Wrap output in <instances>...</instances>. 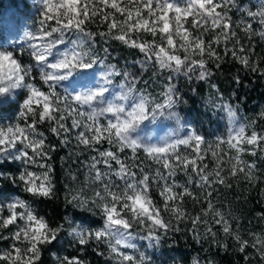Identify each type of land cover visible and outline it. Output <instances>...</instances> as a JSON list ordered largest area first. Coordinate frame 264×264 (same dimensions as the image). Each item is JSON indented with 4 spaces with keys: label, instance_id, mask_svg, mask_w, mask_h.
Wrapping results in <instances>:
<instances>
[{
    "label": "snow or ice",
    "instance_id": "1",
    "mask_svg": "<svg viewBox=\"0 0 264 264\" xmlns=\"http://www.w3.org/2000/svg\"><path fill=\"white\" fill-rule=\"evenodd\" d=\"M228 5L235 6V0H220L219 3L216 0H186L183 6L178 0H47L36 34L27 33L29 39L37 41L29 45L28 52L36 62L40 80L29 82L23 72L20 77L30 93L26 94L25 108L28 113H33L26 115L24 120L31 117V122L24 126L18 124L0 128V162L20 161L23 170L18 181L23 185V191L33 197H50L55 190V171L50 155L55 146L47 143L38 125L47 122L50 132L61 137L62 144L69 142L73 129H82L75 135L77 146L94 151L96 155L83 162L87 169L84 180L76 194L71 196V201L89 213L98 208L103 213L102 221L106 223L102 222L97 228H73L80 246L93 242L98 248L105 245L115 264H150L144 259L147 252L137 250L131 234L139 233L155 247L170 232H181V224L190 222L193 239H201L199 226L203 225L204 237L210 236L216 241L218 233L213 225H220L225 236H234L240 251L245 250L248 241L233 233L229 220L212 203V191L203 193L207 206L202 207L198 214L188 212L184 201L191 198L199 202L200 195L194 192L193 184L198 189L214 191L215 185L227 186L228 178L237 177L240 173L246 179L255 181L257 177L253 172L256 166L241 159V153L246 150V144L252 147V154L255 155V149L264 145V133L252 131L248 135L246 127L240 126L226 141L218 139L217 148L226 143L229 149L236 151V156L227 161L229 167L225 173L223 155L212 151L215 165L209 171L208 165L203 164L207 151L202 147L206 143L205 137L196 131L183 138L170 137L160 144L148 143L133 135L132 130L146 120L149 113L153 116L157 112L175 116L180 123L181 117L173 111L181 103L179 88L175 84L166 83L162 92L163 101L156 102L150 93L146 94L144 88L137 86V76L123 72L127 82L121 85L120 96L115 94L109 100L106 94L112 84L111 77L120 75L115 65H109L112 71L105 76L103 84L87 93H76L75 90L61 93L53 83L72 75L74 70L88 75V70L104 61L94 47L97 38L119 41L138 49L144 54L141 61L143 68L153 65L160 73H167L168 81L174 78L173 74L183 75L189 80L193 76L200 81L207 80L212 74L209 61L216 62L217 69L221 67L219 62L223 57L217 51V46L221 44L224 45V55L230 52L233 59L264 75V70L250 64V55L244 54L247 50L235 39L237 32L232 28ZM256 15L248 12L249 17ZM259 16L264 23V7ZM97 22L105 25L106 30H90L89 26ZM244 31L250 33L252 26L245 25ZM210 32H216V35L206 39L205 34ZM141 33L150 35L152 39H143ZM70 34L75 35V39ZM230 41L233 42L231 49L227 47ZM238 44L239 50L236 47ZM103 52L107 55L108 49L104 48ZM21 65L14 51L0 50V73L5 68L19 69ZM40 68L44 69L43 75ZM156 74L154 71L153 75ZM45 83L47 90L43 88ZM137 93L140 95L137 96ZM90 103L99 111L93 112L88 107ZM84 106H87V111ZM227 108L228 115L234 118L236 112L230 105ZM107 114H111L110 118L101 122ZM105 142L109 147L103 150L97 147ZM181 146L193 151L185 154L180 150ZM153 164L158 167L153 168ZM33 165L41 169L39 174L31 170ZM178 172L187 177L185 183L177 182ZM67 175L72 182L78 180V174L71 169ZM0 176L4 173L0 172ZM12 182L16 183L17 179L13 177ZM153 186L158 189L162 203L153 199ZM85 189H90L91 194L88 195ZM6 208L8 215L5 216V206L0 205V232L8 230L16 243L11 250L0 251V264H40L42 247L57 240L63 225L50 226L45 217L38 215L24 199L16 198ZM129 211L138 213L141 223L133 226L127 219H121ZM112 224L122 227L110 231ZM12 228L15 230L12 231ZM29 231L33 234L30 242L22 240L21 237H26ZM21 244L28 245L29 255L26 258ZM257 244L261 246L260 256L264 259V239L256 238L252 246ZM61 260L62 264H87L75 256H66ZM193 264H196L195 260Z\"/></svg>",
    "mask_w": 264,
    "mask_h": 264
},
{
    "label": "trees",
    "instance_id": "2",
    "mask_svg": "<svg viewBox=\"0 0 264 264\" xmlns=\"http://www.w3.org/2000/svg\"><path fill=\"white\" fill-rule=\"evenodd\" d=\"M22 5V13L30 11L29 4L25 0H0V9L7 6L15 9ZM228 15L231 17L232 28L237 32L240 43L247 50L244 54L250 55V64L255 65L258 69L264 70V23L259 16V12L264 7V0H235V6L228 5ZM257 13L255 17H249L248 12ZM118 18L119 15H118ZM245 25H251L252 31L246 33ZM92 31H105L106 26L91 24ZM135 35V34H134ZM143 39L151 40L152 37L147 34H140ZM94 47L98 50L100 57L104 60V66L115 65L119 79L123 77V72L138 75L139 88L153 95L162 96V91L166 83H173L179 88L181 103L176 105L177 112L187 118L191 130L196 131L205 137L207 149L203 164L208 165L211 171L215 165L211 152L216 151L223 155L225 161V173L228 170L230 157H233L234 150L228 149V153L223 149L224 144L219 148L216 147V141L219 139L225 141L226 123L225 118L221 116V104L228 103L236 115L241 117L242 125L246 127L247 132L256 131L258 134L264 133V75L261 71H253L251 67H245L238 60L233 59L230 52L224 55V45H218L217 51L223 59L219 62L221 67L217 69L214 61H209L211 76L207 80L200 81L192 77L191 80L183 75L173 74L171 81L167 80V73H160L149 65L143 68L141 61L144 60V54L138 49L130 48L115 40H101L97 38ZM229 49L233 47L230 41L227 45ZM239 50L240 45H236ZM107 48L108 53L105 55L103 49ZM99 64V63H98ZM97 65V64H96ZM95 65V66H96ZM156 71L157 74L153 75ZM34 82H39L34 79ZM145 82H147L145 84ZM215 85V87H213ZM47 90V85H43ZM1 110H11L0 106ZM31 117H29V123ZM71 124V121H68ZM40 132L44 133L47 143L55 146L50 153L52 156L51 163L55 171V190L50 197H33L23 191V185L19 183L18 176L23 166L20 161L0 162V171L4 173V178L0 177L2 189L10 194H16L21 199L28 201L31 207L38 215L44 216L52 227L63 225L61 233L56 241L51 245L42 247L40 264H56L51 253L55 252L60 259L67 256H75L83 259L87 264H115V261L108 255L105 245L97 247L95 242L88 246H80L77 240L68 235V217L73 226L79 222L86 228H97L102 225V217L97 213L83 212L73 208L69 203L71 196L76 194L83 183L86 166L83 162L87 161L89 156L96 155L94 151L84 150L83 146H77L75 135L82 129H73L69 136L67 144L60 143L61 137L50 132V125L45 122L38 125ZM209 145L211 147L209 148ZM99 149L109 147L105 142L97 146ZM245 151L241 153V159L249 164H255L253 174L257 177L255 181L246 179L242 173L237 177H229L228 184L215 185V190L198 189L195 184L191 187L194 192L200 195L199 202H194L191 198H185L184 206L188 212L193 215L198 214L202 207H206L203 193L212 191V203L215 208L220 210L229 220L233 233L239 234L242 239L248 241L244 251H240L239 242L234 236H225L220 230V225H213L217 231V240L213 241L209 236L204 237L205 228L199 226L200 240L193 239L191 224H181V232H170L164 237L159 247L148 249L147 243L141 240L138 246L141 251H146L152 257L155 264H264V259L260 256V245L253 247L256 238L264 239V151L260 145L255 149V155L252 154L251 146H244ZM180 150L189 154L193 150L181 146ZM130 154V153H129ZM143 157V153H140ZM69 157L71 159H69ZM234 162V161H233ZM151 163V162H149ZM153 168L158 165H152ZM78 174V180L72 182L68 178V170ZM31 170L39 172L41 169L33 165ZM17 182L13 183L12 178ZM187 177L183 172L177 173V182L185 183ZM88 195L90 189H85ZM152 197L157 203H162L159 191L156 186L152 188ZM10 232L8 230L0 232V251L9 249ZM227 245V247H225ZM104 254L101 255L100 252ZM131 251V250H130Z\"/></svg>",
    "mask_w": 264,
    "mask_h": 264
},
{
    "label": "rangeland",
    "instance_id": "3",
    "mask_svg": "<svg viewBox=\"0 0 264 264\" xmlns=\"http://www.w3.org/2000/svg\"><path fill=\"white\" fill-rule=\"evenodd\" d=\"M25 1L28 2L29 9H30V11L25 14L22 13V10H21L22 5H19V7L15 9H12L9 6H7L6 8L4 7L0 9V50L14 51L16 57L20 59L22 63L30 64L31 66H33V74L30 79L32 82H34V79H36L37 81L40 80L39 72L36 69V62L29 55L28 49H29L30 44L36 43L37 41H33L29 39L27 36H25V33L31 32V33L36 34L37 28L39 27V23L36 19L37 12L34 7L33 0H25ZM178 2L181 4V6H183L186 0H178ZM216 2L219 3L220 0H216ZM214 35H216V32H210V33L205 34V38L211 39ZM72 38L75 39V35H72ZM103 70H104V67L101 66L100 64H97L96 66H94L92 70H88V75H81L80 77L74 76L73 78H71L73 87H75V85L78 83L84 82L85 79H87L90 83L93 84V86H95L96 84L95 74ZM118 76L119 75H113L111 77L112 84L109 89V92L106 94L109 100L112 99L116 93L120 92L121 85L127 82L124 76L121 79H119ZM136 76L138 77V75ZM138 84H140V82L137 79V85ZM57 91L63 93L60 88H57ZM147 93H150V92L147 91L146 94ZM26 94L27 92L25 90H19V98L21 102L23 98L26 97ZM150 94L153 98H155L156 102L163 101V96H160V94L156 96L153 95L152 93ZM130 102L131 101H129V103ZM227 106H229V104L224 103V104H221V108H220L222 111L221 116H223L226 120L225 121L226 133L224 134L225 141L228 139L230 134H234L233 133L234 129L239 128L240 126H243L241 122L242 120L241 117L235 115V117L233 118L228 115ZM15 109H16L15 111H13V109L8 110V111L0 109V128H7L9 126L15 125L16 123H19L21 126H24L25 124L29 123V119L27 121H25L24 119H18V112H19L18 105L15 106ZM84 110L85 111L88 110L87 106H84ZM173 111L177 112L176 106L174 107ZM110 116L111 114H107V116L102 117L101 122H106L107 118H110ZM179 116L181 117L179 124L174 119H169L165 117L159 118L155 122V124L151 126L153 129L159 130L157 132V135L153 138L152 143L160 144L163 141L169 139L170 137L183 138L186 135L190 134L193 131L191 130L190 125H189L190 120H188L187 118L183 117L180 114ZM246 133L248 135L251 134L247 132V130H246ZM223 147H224L223 149L227 153L228 151L231 152L230 150H228L229 148L226 143H224ZM230 154H232V156L235 157L236 151L234 150ZM4 176H0V177L4 178ZM16 198H20V197L16 194L8 193V191H5L4 189H2L0 185V205L5 206V211H4L5 216L8 215L7 208H6L7 204L14 201ZM14 230L15 229L12 228V231ZM140 241L141 240L137 239L134 242L138 244ZM145 242L147 243V241ZM9 243H10L9 249H5V250H11L12 246L16 242L10 237Z\"/></svg>",
    "mask_w": 264,
    "mask_h": 264
},
{
    "label": "clouds",
    "instance_id": "4",
    "mask_svg": "<svg viewBox=\"0 0 264 264\" xmlns=\"http://www.w3.org/2000/svg\"><path fill=\"white\" fill-rule=\"evenodd\" d=\"M33 3H34V7L36 9V12H37L36 19L39 23L42 20L43 13L46 10L47 0H33ZM61 12H63V10H61ZM25 36H27V32L25 33ZM99 64L101 66H104V61H101ZM25 69H27V71H24ZM111 71H112V69L109 67V65H107L104 67L103 71L97 72L95 74V76H96L95 86H93L92 83H90L87 79H85L84 82L78 83L75 85V87H73L71 78H73L74 76L75 77L81 76V74L75 70L73 71V74L67 76V78H65L63 80L57 79V80L53 81V83L56 86V88H60L62 90V92L72 93V91L75 90L76 93H82L83 94V93H87L89 91L95 90V87L97 85L103 84L105 76L107 74H109ZM22 72L25 76L28 77L29 82H31L30 78L32 77V66L30 64L22 63V65L19 69L15 68V67H13L11 70L5 68L3 70V72L0 73V106L6 107V108H12L13 111H15L16 110L15 106L18 105V107H19L18 119H25L26 115H32L33 114V113H28L27 109L25 108L24 100L27 97L23 98L22 102L20 101V98H19V90H25L27 93H29V88L24 83V81L20 79ZM40 73H41V75L44 74L43 68H40ZM45 85H47V83H45ZM125 91L127 92V89H125ZM136 95L139 96L140 94L137 93ZM116 96L117 97L120 96V92L116 93ZM97 104H99V101L97 102ZM88 107H90L93 112L99 111V109L95 105H92L91 103L88 105ZM176 113L179 115L178 112H176ZM161 117L176 120L175 116H170L167 114L162 115L159 112L155 113V116H153V113H149L148 118L146 120H144L143 122L138 123L137 126L132 130L133 135L139 140H142V141H145L148 143H152L153 138L157 135V132L159 130L153 129L151 126L154 125L155 122ZM176 122H177V120H176ZM18 124L19 123H16L15 125H18ZM153 144H155V143H153ZM37 197H39V196H37ZM69 203L72 204L73 208H76L80 211L89 213V211L86 210L85 208L79 207L76 204V202L70 200ZM122 211H123V209H122ZM90 213H92L93 215H96L97 213H99V215L101 217L103 215V213L98 208L92 209L90 211ZM65 219L68 220V224H69L68 229H67L68 235L75 238L74 233L72 232V229L76 228L78 226H82V225L79 224V222H77V224L75 226H73L72 221L69 220L68 217H65ZM121 219H127L128 223L130 225H133V226L138 224V223H141V221L138 219V213H133L131 211H129L125 217H121ZM103 222L106 223V221H103ZM109 227H110V231H111V230H120V227H122V226H117L115 224H112ZM84 228L87 229L86 227H84ZM124 231L126 232V229ZM141 231H143V228L141 229ZM32 235H33L32 232L29 231L27 233V236L26 237L22 236L21 239L22 240L27 239L30 242V238ZM131 236H132L133 241H135L137 239L147 241V244H148L147 248L149 250L154 248L152 246V242L144 239L139 233H133V234H131ZM46 245L47 244H45L44 246H46ZM160 245H161V243H157L155 247H159ZM136 247H137V250L139 252H146V251H141L137 243H136ZM21 248H22L23 256L26 258L29 255L28 245L27 244H21ZM41 255H42V251H41ZM51 255L54 258V260L56 261V264H62V260L60 259V257H58L56 255L55 252H52ZM40 259H41V256H40ZM144 259L146 261H150V264H155V262L152 260V257L148 254L146 257H144ZM22 264H23V262H22Z\"/></svg>",
    "mask_w": 264,
    "mask_h": 264
}]
</instances>
